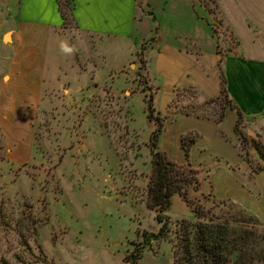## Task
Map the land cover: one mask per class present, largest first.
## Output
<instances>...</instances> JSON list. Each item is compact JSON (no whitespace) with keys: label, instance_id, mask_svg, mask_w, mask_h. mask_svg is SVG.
<instances>
[{"label":"rangeland","instance_id":"374dc122","mask_svg":"<svg viewBox=\"0 0 264 264\" xmlns=\"http://www.w3.org/2000/svg\"><path fill=\"white\" fill-rule=\"evenodd\" d=\"M198 1L139 0V16L153 12L144 17L140 35L122 44L97 42L95 48L88 47L87 75L81 76L75 68L84 66L85 59L74 40L79 34L68 20L67 43H72L75 54L65 55L59 40L51 42L43 76L38 78L39 94L22 78L5 95L1 88L8 79L6 68L19 57L11 44L19 0H0V102L6 97L25 105L27 122L16 124L14 118L9 123L0 110V264H131L126 257L143 242V232L159 230L155 213L146 204L150 137L157 125L148 119L147 100L154 92L144 64L148 69L155 61L159 37L190 34L196 14L188 7L192 2L199 11ZM203 1L211 11H199L201 23L210 28L215 43L218 39L224 49L236 47L233 33L218 17L217 5ZM235 2L239 11L260 6V0ZM203 47L208 49L207 40ZM64 83L72 90L65 92ZM205 101L194 89H184L177 91L172 105L212 115L214 109ZM153 105L157 114V103ZM243 131L264 141L262 122L248 120ZM249 156L258 163L253 150ZM188 196L207 205L213 199L205 193ZM227 203L215 211L226 210ZM167 214L170 233L145 246L136 264H173L176 220L195 219L181 197L171 201ZM257 218L264 223V212Z\"/></svg>","mask_w":264,"mask_h":264},{"label":"crops","instance_id":"0c3cea01","mask_svg":"<svg viewBox=\"0 0 264 264\" xmlns=\"http://www.w3.org/2000/svg\"><path fill=\"white\" fill-rule=\"evenodd\" d=\"M138 2L106 0L103 4H93L69 0L72 13L70 22L79 34L74 40H77L79 52L83 53L85 59L84 66L75 68L79 76L87 75L85 63H89L91 57L86 53L88 47L95 48L97 42L122 44L140 35L144 17L151 16L153 12L139 16ZM211 2L217 5L222 23L233 33L236 47L230 49L227 46L224 49L218 39L215 43L210 28L201 23L204 18L199 11L202 14L203 9H210L207 3L200 0L199 11L192 2V6L188 7L196 14V17H192L194 22H191L193 30L190 34L171 39L159 37L155 61L151 60L148 69L144 64L154 92L153 101L157 103V113L161 119L156 145L171 160L189 164L199 171L200 189H189L188 194L198 197L205 193L215 200L239 205L261 219L264 212V172L253 170L241 156L239 140L234 132L236 110L226 109L223 118L216 121L211 115L185 113V108L172 105L177 91L184 89H194L201 102L217 97L224 77L228 96L242 111L245 123L248 120L264 123V0H260L258 8L243 7L240 11L236 9L235 0ZM237 14L244 17L237 19ZM15 23L11 44L16 46L19 57L6 68L8 79L1 88V94L6 95L11 84L22 78L29 90L36 89L35 94H39L42 83L38 78L43 76L48 45L58 40L59 44L69 41L65 32L66 23L57 0H45L41 4L19 0ZM215 31H218V27ZM206 40L208 49L203 47ZM94 69L97 72L96 66ZM33 79L37 81L33 82ZM65 85L62 84L65 92L72 90V87L67 88ZM5 98L0 102L3 118H7L9 123L14 118L19 121L14 119L13 123H27L23 120L25 105ZM36 108L37 105L33 106L31 112ZM185 134L195 138L188 156L181 145V137ZM175 197L180 196L173 194L172 202Z\"/></svg>","mask_w":264,"mask_h":264},{"label":"trees","instance_id":"16d2710c","mask_svg":"<svg viewBox=\"0 0 264 264\" xmlns=\"http://www.w3.org/2000/svg\"><path fill=\"white\" fill-rule=\"evenodd\" d=\"M57 2L66 23L72 16L69 0ZM152 98L150 95L147 100L148 119L155 122L157 128L150 137L151 171L145 190L147 207L154 211L160 228L155 233L144 231L143 242L136 245L135 250L126 259L131 264H136L142 258L145 246H151L152 243L167 237L171 231L167 212L171 207V197L178 194L190 207L195 220H176L171 246L173 264H264V223L253 213L224 200L210 199L211 204L207 205L199 198L195 200L188 196L189 189H200L199 171L189 164H179L171 160L157 147L161 119L158 113L155 114ZM204 104L214 109L211 116L216 121L223 118L226 109L236 110L234 132L239 140L241 156L249 162L253 170L264 172V141L260 135L252 137L243 131L245 117L229 98L224 77L220 94L207 99ZM183 110L185 113H191L189 110ZM194 142L195 138L190 134L181 137V145L187 156ZM250 150H253L258 163L251 160ZM226 203L229 204L226 210L215 211L220 204Z\"/></svg>","mask_w":264,"mask_h":264},{"label":"clouds","instance_id":"9594fccd","mask_svg":"<svg viewBox=\"0 0 264 264\" xmlns=\"http://www.w3.org/2000/svg\"><path fill=\"white\" fill-rule=\"evenodd\" d=\"M61 52L65 55H74L76 52V49L68 44L66 41L62 42L60 45Z\"/></svg>","mask_w":264,"mask_h":264},{"label":"snow or ice","instance_id":"6c2138e0","mask_svg":"<svg viewBox=\"0 0 264 264\" xmlns=\"http://www.w3.org/2000/svg\"><path fill=\"white\" fill-rule=\"evenodd\" d=\"M28 3L33 4H41L44 3L45 0H27ZM91 2L93 4H103L106 2V0H81V3Z\"/></svg>","mask_w":264,"mask_h":264}]
</instances>
